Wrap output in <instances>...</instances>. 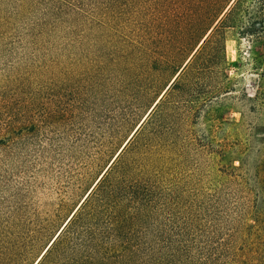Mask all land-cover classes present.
Returning <instances> with one entry per match:
<instances>
[{"label": "rangeland", "instance_id": "374dc122", "mask_svg": "<svg viewBox=\"0 0 264 264\" xmlns=\"http://www.w3.org/2000/svg\"><path fill=\"white\" fill-rule=\"evenodd\" d=\"M64 2L0 0V264H35L142 122L160 210L131 264H264V0L187 92L114 67L153 0Z\"/></svg>", "mask_w": 264, "mask_h": 264}, {"label": "trees", "instance_id": "16d2710c", "mask_svg": "<svg viewBox=\"0 0 264 264\" xmlns=\"http://www.w3.org/2000/svg\"><path fill=\"white\" fill-rule=\"evenodd\" d=\"M153 1V9L115 37L111 52L114 67L119 76L123 74L130 82L148 78L153 90L155 84L180 71L168 89L187 92L194 85V75L207 73L210 61L224 52L220 30L231 14L241 11L243 0H235L221 19L232 0H167L170 8H163V0ZM60 5H65L62 13L66 14L82 10L81 4ZM53 9L57 11L56 7ZM143 123L64 223L37 264L136 262V254L130 251L135 246L133 237L148 229L149 221L160 210L156 186L148 176L151 166L154 167L148 152L150 131L145 134Z\"/></svg>", "mask_w": 264, "mask_h": 264}, {"label": "bare ground", "instance_id": "6f19581e", "mask_svg": "<svg viewBox=\"0 0 264 264\" xmlns=\"http://www.w3.org/2000/svg\"><path fill=\"white\" fill-rule=\"evenodd\" d=\"M49 246H50V245H49ZM40 258H41V257H40ZM40 258L37 260V262L40 260ZM37 262H36V263H37ZM36 263H35V264H36Z\"/></svg>", "mask_w": 264, "mask_h": 264}]
</instances>
